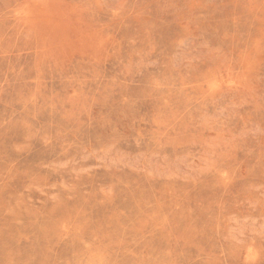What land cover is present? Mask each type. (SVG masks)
Returning a JSON list of instances; mask_svg holds the SVG:
<instances>
[{
	"label": "rangeland",
	"instance_id": "1",
	"mask_svg": "<svg viewBox=\"0 0 264 264\" xmlns=\"http://www.w3.org/2000/svg\"><path fill=\"white\" fill-rule=\"evenodd\" d=\"M0 264H264V0H0Z\"/></svg>",
	"mask_w": 264,
	"mask_h": 264
}]
</instances>
